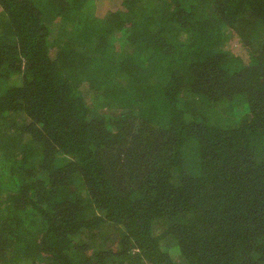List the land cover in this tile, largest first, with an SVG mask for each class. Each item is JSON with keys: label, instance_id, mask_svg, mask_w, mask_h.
<instances>
[{"label": "trees", "instance_id": "obj_1", "mask_svg": "<svg viewBox=\"0 0 264 264\" xmlns=\"http://www.w3.org/2000/svg\"><path fill=\"white\" fill-rule=\"evenodd\" d=\"M97 1L0 0V264H264V0Z\"/></svg>", "mask_w": 264, "mask_h": 264}, {"label": "rangeland", "instance_id": "obj_2", "mask_svg": "<svg viewBox=\"0 0 264 264\" xmlns=\"http://www.w3.org/2000/svg\"><path fill=\"white\" fill-rule=\"evenodd\" d=\"M97 4V13L102 15L108 12V9L112 6L113 3L111 0H98ZM225 49L229 50V53L231 55H243V53L246 51V48L243 47L239 35L234 33L233 35H231V37L228 38Z\"/></svg>", "mask_w": 264, "mask_h": 264}]
</instances>
